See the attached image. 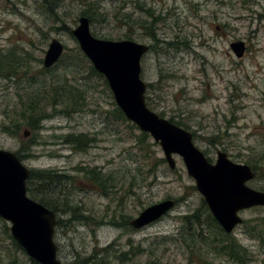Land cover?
<instances>
[{
	"label": "rangeland",
	"instance_id": "rangeland-1",
	"mask_svg": "<svg viewBox=\"0 0 264 264\" xmlns=\"http://www.w3.org/2000/svg\"><path fill=\"white\" fill-rule=\"evenodd\" d=\"M58 1L62 19L55 22L42 0H0V55L19 61L11 76L0 77V149L21 153L29 170L67 175L69 180L56 187L53 196L79 207L86 218L74 221L65 207L60 209L66 213H55L58 260L63 264H264V242L250 233L254 221L264 220V207L241 211L243 223L230 233L247 249L242 262L218 255L206 240L188 234L182 218L197 211L203 233L211 236L215 231L208 229L203 198L182 159L174 156L176 167L170 169L159 144L119 118L104 79L91 75L89 67L77 60L78 43L71 34L81 13L94 2L100 13L108 14L105 23H89L94 37L148 45L141 59L148 108L186 126L194 145L211 163L218 151L235 163L256 162L257 175L248 186L264 192V0H139L160 16L153 22L154 37L137 24L152 22L137 9V0ZM118 13L130 15L132 22L116 20L113 14ZM51 39L63 44L64 53L45 70L42 61ZM236 42L245 45L241 58L230 49ZM56 82L78 91L77 111L64 114L61 105L46 107L48 118L35 132L28 129L26 138L25 127L14 134L3 131L11 127L5 111L19 95L33 99L43 86ZM80 134L92 139L84 152L65 142L67 136ZM83 167L110 176L106 194L85 179L79 171ZM167 199L175 206L156 222L141 229L116 226L121 216L133 219ZM9 227L0 218V264H38L14 245ZM122 254L126 257L119 262L116 257Z\"/></svg>",
	"mask_w": 264,
	"mask_h": 264
},
{
	"label": "water",
	"instance_id": "water-1",
	"mask_svg": "<svg viewBox=\"0 0 264 264\" xmlns=\"http://www.w3.org/2000/svg\"><path fill=\"white\" fill-rule=\"evenodd\" d=\"M71 34L91 65L101 74L112 93L116 106L141 132L147 133L162 149L170 169L176 167L174 156L182 159L187 175L194 181L212 217L227 234L243 223L239 213L264 207V192L248 186L255 172L247 164L235 163L225 152L218 151L211 163L193 143L191 132L160 117L148 108L146 84L141 79V59L149 46L132 40H105L94 37L85 16L78 19ZM237 58L245 51L243 42L230 44ZM64 53L63 44L51 39L42 65L53 67ZM29 136L24 130L23 137ZM30 170L18 156L0 149V218L10 224L12 239L38 264H63L57 258L53 240L56 214L31 199L26 181ZM175 206L167 199L143 209L129 221L133 229L144 228L166 215Z\"/></svg>",
	"mask_w": 264,
	"mask_h": 264
},
{
	"label": "trees",
	"instance_id": "trees-1",
	"mask_svg": "<svg viewBox=\"0 0 264 264\" xmlns=\"http://www.w3.org/2000/svg\"><path fill=\"white\" fill-rule=\"evenodd\" d=\"M140 1L137 0L135 2V5H137V9L144 14L147 15V17L152 19L151 23H147L146 21H138V25L141 28H144L147 30L148 34L152 37H154L153 33H155L153 22L155 20H158L160 16L157 18L155 17L154 13L151 11L152 9L149 7H145L139 3ZM43 6H45L46 11H48V15L54 17L55 22L58 20H61L62 17L57 13V9L61 6L59 4L58 0H42ZM88 10H85L81 13V16H85L89 23L93 25L95 22L99 23H105L108 20V14H103L98 11L99 6L91 2L89 3ZM94 8V10H92ZM113 17L121 21L123 24H128L131 21V16L126 13H118L113 14ZM129 38V37H127ZM182 46V45H177ZM77 51V60L80 61L81 64H86L90 69L91 75H96L100 78L104 79L105 84L107 85V82L105 78L99 74L93 66L91 65L90 61L86 58V56L83 54V52L80 50L79 46L76 47ZM15 59V61H13ZM20 60V59H19ZM61 58L59 59V61ZM58 61V62H59ZM19 61L16 60V57L9 59L8 57H4L0 55V77L2 78H8L11 76L12 71L17 69V66L14 64L18 63ZM57 62V63H58ZM56 63V64H57ZM55 64V65H56ZM76 64V63H75ZM22 65V64H21ZM44 68V67H43ZM52 68V67H51ZM49 68V69H51ZM45 69V68H44ZM48 70V69H45ZM42 91H38L34 93L33 99L24 98L23 95H19L17 102L14 103V105L11 108H7L5 111L6 118L9 120V123L11 127H3V131L8 134H14L17 133L20 128L25 127L26 130L29 129L31 132H35L40 128L41 121L48 118V115L45 113L46 107H54L56 105H61V112L64 114L73 113V111L78 110L79 103L75 101L78 92L75 87H71L68 85V83H59L56 82L55 86H53V83H49L48 86H43ZM49 93V94H48ZM48 94V95H46ZM69 100L72 103L71 106L69 105ZM71 110V111H69ZM115 112L118 114L119 118L125 121H128L123 113L120 111V109L116 106ZM177 126H181L184 129H187L186 126H183L182 124H176ZM135 126V125H134ZM147 133L142 132V136H147ZM91 138H89L87 135L80 134V135H69L65 138V142L67 144H70L73 146L74 150L84 152L91 144ZM18 158L21 160L24 156H22L21 153L16 154ZM246 164L250 165L252 170L257 172V163L248 161ZM80 172L84 174V177L87 181L94 183V187L97 191H100L102 194H106L107 190H109V178L110 176L107 174H103L100 170L97 168H81L79 169ZM257 175V174H256ZM69 180V177L64 174H58L54 170H41V171H34L30 170L29 178L26 181L27 186V194L28 196L33 199L34 201L39 202L43 206L51 209L54 213L56 212H62L66 213L65 209L60 208H67V212L72 213L73 220L74 221H85V216L81 215L79 212V207L73 206L66 202L65 200L59 201V199L54 198V190L58 186H63V183L65 181ZM203 209L206 212V219L210 228L214 229V234L211 236H206L205 233H203V223L201 222V217L197 215L198 211L192 215L184 216L183 222L188 227V234L191 237H201L204 241H207V245L214 246V249L218 255L227 256L232 260L242 262L246 260L247 249L240 245L234 238H232L231 234H226L223 232L221 227L218 225V223L215 221V219L212 217L211 213L209 212L207 205L205 204L203 200ZM131 219L124 218L121 216V223H116L117 227H130L129 221ZM254 225L251 227L250 233L253 237L259 238L261 241L264 242V220H256L254 221ZM59 221L57 220V224ZM61 224V223H60ZM200 228L201 230L196 233V229ZM214 236V240H212L210 237ZM14 245L22 249L14 240ZM103 252H106L107 249H102ZM97 254V253H96ZM95 254V255H96ZM99 254V253H98ZM197 254V252H196ZM126 256L125 254H122L121 256H117L116 258L119 260V262L122 261V258L124 259ZM88 259H85V262H87Z\"/></svg>",
	"mask_w": 264,
	"mask_h": 264
},
{
	"label": "flooded vegetation",
	"instance_id": "flooded-vegetation-1",
	"mask_svg": "<svg viewBox=\"0 0 264 264\" xmlns=\"http://www.w3.org/2000/svg\"><path fill=\"white\" fill-rule=\"evenodd\" d=\"M179 127H181V126H179ZM181 128H183V127H181ZM185 130H186V129H185ZM193 138H194V136H193ZM255 176H256V175H255ZM208 210H209V209H208ZM209 212H210V211H209ZM218 225H219V224H218ZM55 228H56V227H55ZM235 228H236V227H235ZM235 228H234V229H235ZM221 229H222V228H221ZM222 230H223V229H222ZM223 232H224V231H223ZM226 234H227V233H226Z\"/></svg>",
	"mask_w": 264,
	"mask_h": 264
},
{
	"label": "bare ground",
	"instance_id": "bare-ground-1",
	"mask_svg": "<svg viewBox=\"0 0 264 264\" xmlns=\"http://www.w3.org/2000/svg\"><path fill=\"white\" fill-rule=\"evenodd\" d=\"M259 208H261V207H259ZM240 214V213H239Z\"/></svg>",
	"mask_w": 264,
	"mask_h": 264
}]
</instances>
